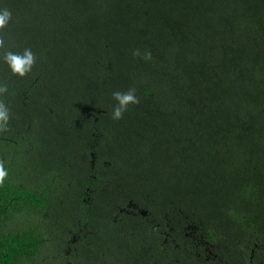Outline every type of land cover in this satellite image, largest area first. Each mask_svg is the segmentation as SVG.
Returning a JSON list of instances; mask_svg holds the SVG:
<instances>
[{
	"label": "trees",
	"instance_id": "1",
	"mask_svg": "<svg viewBox=\"0 0 264 264\" xmlns=\"http://www.w3.org/2000/svg\"><path fill=\"white\" fill-rule=\"evenodd\" d=\"M4 8L0 264H264V0Z\"/></svg>",
	"mask_w": 264,
	"mask_h": 264
},
{
	"label": "clouds",
	"instance_id": "2",
	"mask_svg": "<svg viewBox=\"0 0 264 264\" xmlns=\"http://www.w3.org/2000/svg\"><path fill=\"white\" fill-rule=\"evenodd\" d=\"M11 15L8 9H0V29H4L8 25L11 20ZM0 55L3 56L4 62L9 66L11 72L20 77L29 74L37 60L30 48L24 49L22 53L7 50L5 40L2 36H0ZM133 55L140 56L139 50L134 51ZM143 59L151 60V53H145ZM7 91L6 85L0 86V94H5ZM113 99L116 101L112 112V118L114 120L122 119L130 105H135L140 102L139 98L136 96L135 89H129L126 92L116 91L113 93ZM9 121V109L3 101H0V132H6L8 130ZM7 176L8 172L5 168L4 161L0 160V185L4 184Z\"/></svg>",
	"mask_w": 264,
	"mask_h": 264
}]
</instances>
